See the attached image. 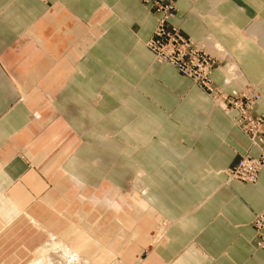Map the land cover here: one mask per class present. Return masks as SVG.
Instances as JSON below:
<instances>
[{"label":"crops","instance_id":"obj_1","mask_svg":"<svg viewBox=\"0 0 264 264\" xmlns=\"http://www.w3.org/2000/svg\"><path fill=\"white\" fill-rule=\"evenodd\" d=\"M175 3L172 22L196 40L212 32L259 86L264 111V0ZM156 24L145 0H0V228L97 192L94 211H61V239L78 257L85 247L115 255L123 240L151 243L138 264H264L253 245L264 169L256 182L226 173L258 148L192 79L155 60ZM213 76L226 84L225 72ZM122 203L133 213L118 216ZM146 214L167 226L148 235Z\"/></svg>","mask_w":264,"mask_h":264},{"label":"built area","instance_id":"obj_2","mask_svg":"<svg viewBox=\"0 0 264 264\" xmlns=\"http://www.w3.org/2000/svg\"><path fill=\"white\" fill-rule=\"evenodd\" d=\"M145 2H151L153 12L157 14V24L148 41L156 59L172 64L181 74L192 79L230 114L233 122L249 138L251 147L258 148V154L254 155L248 150L226 170L229 179L256 182L264 169V111H255L259 90L254 85H248L227 91L225 86L231 83L229 78L226 84L217 85L213 76L218 66L217 58L172 22L177 13L174 0ZM253 225L256 245L264 249V209L255 214Z\"/></svg>","mask_w":264,"mask_h":264},{"label":"rangeland","instance_id":"obj_3","mask_svg":"<svg viewBox=\"0 0 264 264\" xmlns=\"http://www.w3.org/2000/svg\"><path fill=\"white\" fill-rule=\"evenodd\" d=\"M175 2V0H174ZM176 4V3H175ZM177 6V5H176ZM178 10V8H177ZM191 37V36H189ZM255 39L258 38L257 34H254ZM194 39L193 37H191ZM200 46L205 48L208 52H210L213 56L217 58V68L223 72H225L227 79L229 78L231 80V83H236L235 88H240L241 86H248V85H254L256 88L259 89V86L249 81V79L244 75L242 69L238 65L239 62L235 60L234 56L228 51V49L212 34V32H209L206 34L202 39L196 40L194 39ZM210 41V42H209ZM215 41L222 44V49L219 50V46L216 45ZM212 42V43H211ZM215 44V45H214ZM218 48V49H217ZM219 51H217V50ZM221 52V53H220ZM155 60L156 57H155ZM235 63L237 65L236 72L231 70V68L228 65L229 63ZM230 83V84H231ZM260 90V89H259ZM260 92V91H259ZM214 106L219 107L216 102L213 100V98L207 94ZM261 95V94H260ZM220 108V107H219ZM222 109V108H221ZM224 111V110H223ZM225 112V111H224ZM228 114V113H226ZM230 117V115L228 114ZM231 118V117H230ZM232 120V119H231ZM233 121V120H232ZM133 190H126L124 191V195H127L131 193ZM88 195L89 192L87 191ZM101 195V193H90V199L93 196ZM86 200L84 202H81L80 200H73L72 203H68V200H60V203L58 206H52L50 204L47 205V207L42 211L41 214H35L33 212H29L27 214L22 215L20 219H18L15 223H13L10 226H5L3 228H0V264L2 263H9V264H32V262L35 261L37 255L34 252V250L41 246L45 242H50L53 240H61L63 243V247L69 246L72 247L70 243L64 242L62 238L65 237L66 232L63 230L65 226L70 224L69 222V215L66 214L63 211V209H70L72 211H75L77 209H84L87 211H94V204L91 202V200ZM123 210L117 214L118 216H122L125 212L133 213L134 209L129 207L127 204H123ZM90 212V213H91ZM94 212L91 215H95ZM102 217H104V214H101ZM35 217L38 221L44 222L43 224L58 230V233L60 234H54L49 233L47 234L45 229L37 228L31 217ZM148 219L147 226L145 227V232L148 235H155L157 226H161V224H164L167 226V222L164 220L157 219V217H151L147 214L144 215V219ZM77 224H81V222H84L83 220H77ZM52 224V225H50ZM107 224L110 225H117L115 220H108ZM64 235V236H63ZM52 239V240H51ZM124 244V250H121L119 247V250L117 254L109 256L108 251H101L100 253L97 252L95 254L85 253V248H82L81 251H79L80 255V263L82 264H138L139 260L136 262H132L133 257H146V251L147 248L151 245L149 242H142V241H136L132 242L130 245H126L124 241H120V245ZM66 245V246H65ZM112 247L116 246V243L113 241L111 244ZM52 251V253H51ZM50 253H54V249L50 250ZM48 253V254H50ZM54 253L53 255H55ZM134 254V256L132 255ZM49 258L50 255H49ZM52 259L56 260V257ZM51 259V260H52ZM52 260V261H53ZM83 260V261H82ZM55 264L57 262L53 261ZM52 263V262H51Z\"/></svg>","mask_w":264,"mask_h":264},{"label":"bare ground","instance_id":"obj_4","mask_svg":"<svg viewBox=\"0 0 264 264\" xmlns=\"http://www.w3.org/2000/svg\"><path fill=\"white\" fill-rule=\"evenodd\" d=\"M210 42V41H209ZM212 43V42H211ZM215 43H216V45L217 46H219V50H221L222 49V45L219 43V42H217V41H215ZM215 45V44H214ZM218 49V48H217ZM216 49V50H217ZM218 51V50H217ZM219 52V51H218ZM221 53V52H220ZM156 57V56H155ZM163 62H166V61H163ZM226 66H229L230 68H231V70L233 71H235L236 72V68L235 67H237V65H235V63H229L228 65H226ZM258 89V88H257ZM259 90V89H258ZM260 91V90H259ZM260 97H261V95H260ZM260 97H259V99H260ZM258 99V100H259ZM256 104H258V101H257V103ZM223 110V109H222ZM230 115V114H229ZM233 122V121H232ZM234 123V122H233ZM235 124V123H234ZM235 126H237L236 124H235ZM238 127V126H237ZM239 128V127H238ZM240 129V128H239ZM241 130V129H240ZM251 148H253V147H251ZM227 173V172H226ZM227 176H228V174H227ZM229 181H231L230 179H229V177H227V182H229ZM162 228V227H161ZM52 240V239H51ZM57 240H55L54 242H47L46 244H44L38 251H37V253H36V255H37V257H36V259H35V261L34 262H32V264H53L54 262L53 261H55V262H57L56 264H82V263H79V258L80 257H78V255H76V254H74V253H71L70 251L68 252V251H66V248L68 249V246L65 248V247H63L62 245V243H59V242H56ZM253 245H254V247L255 248H258L257 247V245H256V236L254 237V239H253ZM66 246V245H65ZM52 249H54V253H56L55 255H53V254H51L50 253V250H52ZM52 252V251H51ZM48 253H50V254H48ZM49 255H50V257L51 258H49ZM52 256H53V258H55L56 257V260L54 259H52ZM53 261H52V260ZM83 261V260H82ZM52 262V263H51ZM55 264V263H54Z\"/></svg>","mask_w":264,"mask_h":264}]
</instances>
